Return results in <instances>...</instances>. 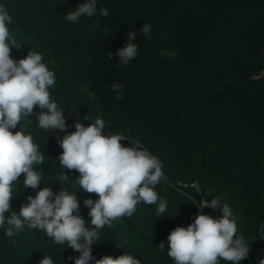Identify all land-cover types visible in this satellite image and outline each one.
I'll list each match as a JSON object with an SVG mask.
<instances>
[{
    "label": "trees",
    "instance_id": "16d2710c",
    "mask_svg": "<svg viewBox=\"0 0 264 264\" xmlns=\"http://www.w3.org/2000/svg\"><path fill=\"white\" fill-rule=\"evenodd\" d=\"M85 0H0L10 16L11 58H25L32 49L54 71L51 98L64 111L66 132L39 128L33 114L11 131L30 134L44 156L35 165L42 172L38 189H23L24 176L14 183L11 211L19 213L29 195L45 186L53 193H76L79 214L90 226L79 173L63 169L58 141L97 117L109 130L140 140L162 161L165 179L156 186L167 210L140 203L131 217H122L99 230L91 246L94 259L126 253L141 264H175L168 256L170 232L187 227L196 215L220 218L219 209H199L192 202L220 198L237 218V236L249 252L240 264H260L264 248V0H97L92 17L76 23L65 19ZM106 8L107 17L100 14ZM152 25L151 34L140 32ZM108 34H104V30ZM135 31L136 58L117 67V49L125 33ZM113 53V59L108 53ZM123 84L115 99L111 83ZM89 116V120L85 117ZM125 147L130 143L121 141ZM65 172L69 179L59 184ZM197 190H201L197 192ZM10 212L5 213L8 218ZM6 227V226H5ZM163 242V250L159 245ZM117 245L121 246L118 247ZM79 252L56 244L43 231L24 228L8 237L0 228V264H75ZM71 257L72 259H69ZM219 264H230L220 260Z\"/></svg>",
    "mask_w": 264,
    "mask_h": 264
},
{
    "label": "clouds",
    "instance_id": "9594fccd",
    "mask_svg": "<svg viewBox=\"0 0 264 264\" xmlns=\"http://www.w3.org/2000/svg\"><path fill=\"white\" fill-rule=\"evenodd\" d=\"M96 8L97 0H85L64 17L76 23L81 16L95 15ZM100 14L107 17L109 12L101 7ZM11 23L12 17L0 6V228H5L8 237L16 235L25 224L30 229L43 231L56 244H67V248L80 253L75 264H141L139 259L126 253L115 258L105 255L94 259L91 246L97 244L99 230L106 225L111 227L119 218L131 217L140 203L156 205L158 217L166 212L167 201L155 190L166 178L163 164L140 140H131L127 135L111 130L104 134L106 123L100 117L87 127L75 122V131L58 141L63 150L59 156L60 165L79 173L76 181L81 191L98 196L96 200L89 198L83 202L89 209L90 226L79 214L76 193L62 187L58 193H53L49 186L40 188L34 197H27V203L21 206L19 213L11 211L14 183L23 174V189H38L42 172L34 170V166L44 163V156L33 137L22 130L14 133L11 130L20 125L22 119L27 120L34 107L42 110L36 120L39 128L66 132L67 127L64 111L51 98L49 89L55 85L56 78L54 71L43 62V55L31 49L25 58L18 61L11 58V46L21 44L11 38L8 27ZM151 31L152 25L148 23L140 27L145 36ZM104 34H108L107 29ZM125 36L127 43L115 54L119 58L117 67L126 66L138 54V45L133 42L137 38L136 32L128 31ZM108 58H114L111 51ZM124 87L111 83L115 99L123 98ZM85 120H89V116ZM125 140L130 147L122 145L121 141ZM68 179L63 171L56 181L61 184ZM192 203L199 209H219L222 216L213 218L201 213L186 228L176 227L167 237L168 256L175 264H219L220 260L240 264L247 257L249 246L242 235L237 236V218L231 207L222 204L218 197L210 202L203 199ZM6 212H10L8 218ZM158 248L163 250V242ZM39 264H53V261L44 256ZM260 264H264V259Z\"/></svg>",
    "mask_w": 264,
    "mask_h": 264
},
{
    "label": "rangeland",
    "instance_id": "374dc122",
    "mask_svg": "<svg viewBox=\"0 0 264 264\" xmlns=\"http://www.w3.org/2000/svg\"><path fill=\"white\" fill-rule=\"evenodd\" d=\"M263 250H262V252L261 251H258L257 252V258H258V261L259 262H260L261 259H264V257H263L264 251Z\"/></svg>",
    "mask_w": 264,
    "mask_h": 264
},
{
    "label": "built area",
    "instance_id": "2783aa9c",
    "mask_svg": "<svg viewBox=\"0 0 264 264\" xmlns=\"http://www.w3.org/2000/svg\"><path fill=\"white\" fill-rule=\"evenodd\" d=\"M264 248H262L261 250H259V251H261L262 252V250H263ZM264 251V250H263ZM257 260H258V258H257Z\"/></svg>",
    "mask_w": 264,
    "mask_h": 264
},
{
    "label": "crops",
    "instance_id": "0c3cea01",
    "mask_svg": "<svg viewBox=\"0 0 264 264\" xmlns=\"http://www.w3.org/2000/svg\"><path fill=\"white\" fill-rule=\"evenodd\" d=\"M263 257H264V254H263Z\"/></svg>",
    "mask_w": 264,
    "mask_h": 264
}]
</instances>
